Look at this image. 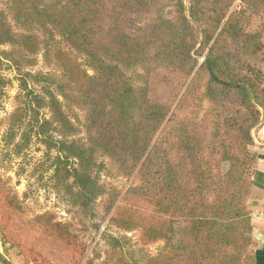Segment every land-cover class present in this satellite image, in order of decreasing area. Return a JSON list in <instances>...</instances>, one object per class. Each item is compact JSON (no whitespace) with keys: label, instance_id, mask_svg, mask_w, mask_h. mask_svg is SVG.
Wrapping results in <instances>:
<instances>
[{"label":"trees","instance_id":"16d2710c","mask_svg":"<svg viewBox=\"0 0 264 264\" xmlns=\"http://www.w3.org/2000/svg\"><path fill=\"white\" fill-rule=\"evenodd\" d=\"M233 3L0 0V57L18 81L4 146L19 154L35 137L84 231L107 220L103 264H258L246 202L251 130L264 118V27L247 30L241 16L262 15L264 0ZM101 169L128 186L104 183ZM3 194L0 185L1 208L16 206ZM43 223L80 264L84 243Z\"/></svg>","mask_w":264,"mask_h":264},{"label":"rangeland","instance_id":"374dc122","mask_svg":"<svg viewBox=\"0 0 264 264\" xmlns=\"http://www.w3.org/2000/svg\"><path fill=\"white\" fill-rule=\"evenodd\" d=\"M238 3L239 0H234L232 8L238 7ZM241 22L247 30H258L264 27V13L258 15L245 11L241 16ZM262 42L264 43V35ZM2 49L7 47L0 46V51ZM204 54L198 56L200 62L204 59ZM260 59L262 61L259 66L264 72V49ZM0 60L2 62L0 64V185L5 188L3 201L7 197H12L16 205L10 206L4 203L3 208L0 206V253L7 259L8 264H77L79 262L77 248H75L76 253L68 257L63 248L59 250L57 243L52 242V236L42 234L40 227L46 220L67 226L74 242L78 246L84 243V249L87 250L80 264H87V258H91L92 264H103L104 243L100 235L107 220L96 233L84 231L85 228L83 229L80 224V215L70 204L68 196L53 186V166L50 165L51 160L44 145L32 137L27 149L19 154L10 153L5 148V119L15 108L18 81L14 68L8 66L7 61L2 57ZM34 69L44 70V67L39 63ZM43 112H46V109H43ZM262 120L264 118H261L260 122ZM260 122L251 130L253 143L252 131ZM249 149L253 152L251 146ZM104 164L109 166L107 158H104ZM98 174L101 181L113 184L118 189L124 190L130 181L113 172L109 174L106 169L99 170ZM94 204L99 213L102 210L100 199ZM39 215L44 217L38 221L36 217ZM109 230L117 232L113 227H109ZM128 235L133 238L135 234ZM161 244L152 245L150 251L155 253Z\"/></svg>","mask_w":264,"mask_h":264},{"label":"crops","instance_id":"0c3cea01","mask_svg":"<svg viewBox=\"0 0 264 264\" xmlns=\"http://www.w3.org/2000/svg\"><path fill=\"white\" fill-rule=\"evenodd\" d=\"M254 143L251 146L256 155L254 169L251 175L250 194L247 198V208L250 212L254 253L258 264H264V120L252 131ZM256 234L257 237H254Z\"/></svg>","mask_w":264,"mask_h":264},{"label":"built area","instance_id":"2783aa9c","mask_svg":"<svg viewBox=\"0 0 264 264\" xmlns=\"http://www.w3.org/2000/svg\"><path fill=\"white\" fill-rule=\"evenodd\" d=\"M260 217L264 218V214L259 215Z\"/></svg>","mask_w":264,"mask_h":264},{"label":"water","instance_id":"95a60500","mask_svg":"<svg viewBox=\"0 0 264 264\" xmlns=\"http://www.w3.org/2000/svg\"><path fill=\"white\" fill-rule=\"evenodd\" d=\"M254 237H257L256 234H254Z\"/></svg>","mask_w":264,"mask_h":264}]
</instances>
